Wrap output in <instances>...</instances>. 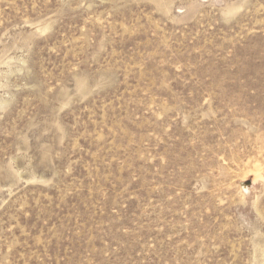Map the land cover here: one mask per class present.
I'll list each match as a JSON object with an SVG mask.
<instances>
[{
    "label": "rangeland",
    "instance_id": "1",
    "mask_svg": "<svg viewBox=\"0 0 264 264\" xmlns=\"http://www.w3.org/2000/svg\"><path fill=\"white\" fill-rule=\"evenodd\" d=\"M0 264H264V0H0Z\"/></svg>",
    "mask_w": 264,
    "mask_h": 264
}]
</instances>
